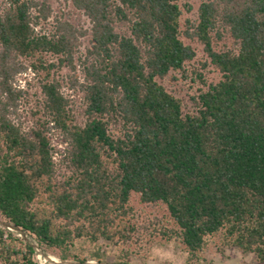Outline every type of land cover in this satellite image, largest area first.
<instances>
[{
	"label": "trees",
	"instance_id": "16d2710c",
	"mask_svg": "<svg viewBox=\"0 0 264 264\" xmlns=\"http://www.w3.org/2000/svg\"><path fill=\"white\" fill-rule=\"evenodd\" d=\"M70 1L88 29L55 15L47 31L49 0H0V222L15 227L0 225V264H39L35 248L83 264L94 256L77 245L99 241L121 245V259L155 237L182 245L186 264L211 241L264 264V0H204L184 30L181 0ZM182 36L221 74L206 84L195 73L191 109L160 82L195 57ZM75 60L81 121L54 76ZM28 68L40 98L22 131L10 112L22 93L15 76ZM49 123L66 143L61 175ZM133 193L168 221L140 222Z\"/></svg>",
	"mask_w": 264,
	"mask_h": 264
},
{
	"label": "rangeland",
	"instance_id": "374dc122",
	"mask_svg": "<svg viewBox=\"0 0 264 264\" xmlns=\"http://www.w3.org/2000/svg\"><path fill=\"white\" fill-rule=\"evenodd\" d=\"M202 1L204 0H181V3L190 6V10H186L185 6H182V30L186 28V20L193 22L197 18V10ZM49 2L51 17L46 26L47 31L51 29L52 18L55 15L67 16L82 29L89 28L90 24L86 16L75 10L70 0H49ZM182 39L186 44H190L194 48L195 57L186 62L184 71H171L160 82L170 93L180 98L187 109H191V97L202 87L195 73L202 74V79L206 81V84L216 82L220 79L221 74L209 63L203 46L198 41L188 39L185 36H182ZM225 40L217 41L215 48H221ZM80 43V48L76 53L77 60L83 57L86 36L80 37ZM77 60H75L74 69L63 66L54 72V76L60 83V92L67 100L72 115L78 121H81V111L85 103L82 91L76 84L83 81L82 65ZM203 63H206L204 67ZM13 86L16 89H21L22 93L17 99V108L14 111L11 110L10 117L15 123H18L22 131H28L34 124L35 117L32 115V111L35 108L36 101L40 98L39 76L28 68L15 76ZM48 125L47 135L50 140L56 173L61 175L65 171V162L62 161V155H64L66 143L60 130L52 127L51 123ZM130 205L140 217V222L153 219V217L162 219L164 222L169 219L168 213L163 206L156 205L151 207L141 203L139 196L135 193L131 196ZM121 247V245L99 241L96 244L81 243V245H77L76 251L81 257L91 258L94 256L83 264H121V260H126L129 264H186V252L183 246L173 240L167 241L160 237L152 238L145 246L146 249H138L137 246L133 245L129 248L131 252L126 258L120 259L119 257H122L124 253ZM35 251L36 260L39 264H78L73 261H60L56 255L57 252L54 250L43 252L40 248H35ZM96 253L99 254L100 260L95 257ZM198 264H255V261L252 254L242 253L237 248H227L220 251L217 244L211 241L201 254Z\"/></svg>",
	"mask_w": 264,
	"mask_h": 264
},
{
	"label": "water",
	"instance_id": "95a60500",
	"mask_svg": "<svg viewBox=\"0 0 264 264\" xmlns=\"http://www.w3.org/2000/svg\"><path fill=\"white\" fill-rule=\"evenodd\" d=\"M0 225L4 226V227H7L9 229H15L14 226L10 225L9 223L7 222H0Z\"/></svg>",
	"mask_w": 264,
	"mask_h": 264
},
{
	"label": "built area",
	"instance_id": "2783aa9c",
	"mask_svg": "<svg viewBox=\"0 0 264 264\" xmlns=\"http://www.w3.org/2000/svg\"><path fill=\"white\" fill-rule=\"evenodd\" d=\"M14 122V121H13ZM15 123V122H14ZM18 125V123H16Z\"/></svg>",
	"mask_w": 264,
	"mask_h": 264
}]
</instances>
